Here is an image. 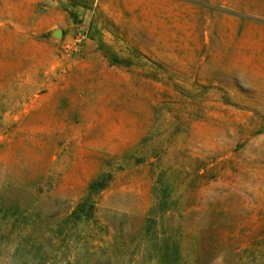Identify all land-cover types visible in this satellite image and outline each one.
Listing matches in <instances>:
<instances>
[{"label":"rangeland","instance_id":"obj_1","mask_svg":"<svg viewBox=\"0 0 264 264\" xmlns=\"http://www.w3.org/2000/svg\"><path fill=\"white\" fill-rule=\"evenodd\" d=\"M0 264H264V0H0Z\"/></svg>","mask_w":264,"mask_h":264},{"label":"water","instance_id":"obj_2","mask_svg":"<svg viewBox=\"0 0 264 264\" xmlns=\"http://www.w3.org/2000/svg\"><path fill=\"white\" fill-rule=\"evenodd\" d=\"M61 33L60 29L59 28H56L53 30L52 34L55 35V36H59Z\"/></svg>","mask_w":264,"mask_h":264},{"label":"trees","instance_id":"obj_3","mask_svg":"<svg viewBox=\"0 0 264 264\" xmlns=\"http://www.w3.org/2000/svg\"><path fill=\"white\" fill-rule=\"evenodd\" d=\"M95 182H96V181H92V182L90 183V184H91L90 186H92Z\"/></svg>","mask_w":264,"mask_h":264}]
</instances>
